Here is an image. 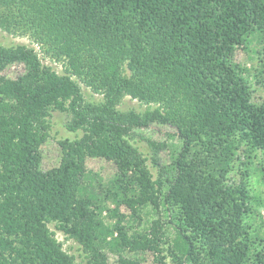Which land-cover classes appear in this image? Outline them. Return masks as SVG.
Masks as SVG:
<instances>
[{
  "label": "trees",
  "instance_id": "1",
  "mask_svg": "<svg viewBox=\"0 0 264 264\" xmlns=\"http://www.w3.org/2000/svg\"><path fill=\"white\" fill-rule=\"evenodd\" d=\"M0 29L38 47L0 43V264H77L56 230L81 264H141L145 252L157 264H264V199L248 181L264 97L234 58L264 54V0H0ZM13 65L23 70L10 77ZM126 96L145 109L119 108ZM52 111L77 134L43 169ZM152 126L167 139L140 133ZM88 157L112 161L106 184ZM255 169L264 179V163ZM146 207L156 216L134 228Z\"/></svg>",
  "mask_w": 264,
  "mask_h": 264
},
{
  "label": "rangeland",
  "instance_id": "2",
  "mask_svg": "<svg viewBox=\"0 0 264 264\" xmlns=\"http://www.w3.org/2000/svg\"><path fill=\"white\" fill-rule=\"evenodd\" d=\"M0 43L4 45H11V44H26L28 46H33L35 49H38L37 46L32 44L30 40L27 37L24 36H14L2 29H0ZM40 54V53H39ZM235 60L239 63H243L246 66L253 67V77L257 79H252V87H253V96L255 100L260 101L264 97V74H261L263 78L261 77L260 83L257 82L258 80V73L257 71H262V61H264V54H254L251 51H246L244 49H236L235 51ZM43 63L51 65L54 69H56L58 72L63 71V66L58 63L49 60L48 58L43 59ZM22 65H13L10 68L6 70V73L10 77H14L17 73L22 72ZM256 72V73H255ZM262 73V72H261ZM82 91L84 96L89 100L97 101L101 99V96L98 94H93L88 88L82 86ZM121 109H129L134 108L137 111H142L145 109V105L141 104L136 99H132L129 97H125L120 104ZM68 116L64 112L59 111H52L51 116L49 117L50 120V131H49V138L47 141L43 144V161H42V168L48 169L54 166H58V162L61 155V150L58 145V142L60 139L63 138H74L77 133L69 132L65 127V122L67 121ZM167 131H171L170 129L166 127H160V126H152L147 129H143L140 131V133L153 140L162 141L164 139H167ZM136 142L135 144L139 147V149L146 155L151 156V151L149 146L147 145V142L145 140L140 139L139 136H136ZM162 157H165V151H160L159 154ZM149 156V157H150ZM253 164L252 169H250V175L248 177V181L250 184V188L254 192V194H260L261 197L264 199V179L262 178V175L255 169V166L257 164L264 163V153L262 151H257L254 158H253ZM149 165H151L150 160H148ZM86 169L90 170L92 174L98 173L101 181L103 184H106V181L108 178L112 175L114 171V164L111 160H106L103 157H88L86 160ZM153 171V169H152ZM233 177L239 178V175L232 174ZM97 186V185H96ZM98 187V186H97ZM110 207H113V205H109ZM262 211V214L264 215V208L260 209ZM120 212L126 213V210L124 207H120ZM103 215H107L105 210L103 211ZM156 215H154V212L151 210L150 207H146L143 210V213L141 214L142 217V224H136L135 222H132L134 228H141V226H144L143 223L147 220H152ZM116 217H108L107 216V223H113L115 222ZM259 220H254V225H258ZM50 228L54 230L53 225H50ZM55 236L58 240L63 242V247L69 252L75 255L77 264H81V249L79 244H77L75 241L71 239H66L65 236L60 232H55ZM113 258L110 256L109 261L112 262ZM168 261V259H166ZM141 264H157L153 261L152 254L150 252H145L143 254L142 263Z\"/></svg>",
  "mask_w": 264,
  "mask_h": 264
}]
</instances>
